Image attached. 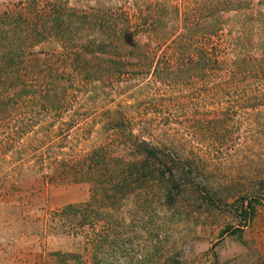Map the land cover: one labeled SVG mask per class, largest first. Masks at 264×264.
Wrapping results in <instances>:
<instances>
[{"label": "trees", "instance_id": "16d2710c", "mask_svg": "<svg viewBox=\"0 0 264 264\" xmlns=\"http://www.w3.org/2000/svg\"><path fill=\"white\" fill-rule=\"evenodd\" d=\"M0 6V167L7 168L0 206L6 213L22 208L10 201L20 193L18 183L39 173L51 184L89 185L87 200L58 208L45 221L86 238L89 227L117 226L122 204L137 195L158 191L173 206L186 193L211 190L207 166L200 167L199 155L171 134V124L183 125L170 116L179 98L253 99L252 122L264 132V88L258 87L264 83V0H167L151 3L154 14L145 17L100 8L95 13L67 0H8ZM139 80L159 94L136 103L142 111L132 114L127 105L90 113L97 101L93 92ZM72 91L76 97L85 93L73 114ZM47 118L53 124L45 127ZM229 124L232 119L213 126L221 131ZM95 133L102 134L99 141L75 149ZM192 135L193 143L215 144L214 152L227 156L226 137ZM253 211L250 202L245 221ZM102 234L98 230L96 240Z\"/></svg>", "mask_w": 264, "mask_h": 264}, {"label": "rangeland", "instance_id": "374dc122", "mask_svg": "<svg viewBox=\"0 0 264 264\" xmlns=\"http://www.w3.org/2000/svg\"><path fill=\"white\" fill-rule=\"evenodd\" d=\"M7 1L0 0V3ZM67 1L71 7L95 13L100 8L114 14L142 17L154 14L148 10L151 3H167V0ZM135 82L118 83L112 89L107 86L106 90L93 92L97 101L91 103L90 113L126 110L127 105H132L127 112L142 111L144 107L139 110L136 103L143 99L149 101L154 94H159L153 88L144 87L147 81ZM136 84L138 87L131 88ZM255 85L256 82H251V86ZM258 87L264 88V83ZM74 97L76 94L72 91V114L77 98L81 101L85 93ZM253 101L244 97H194L174 101L170 116L177 120L171 121H180L183 125L171 124V134L182 141L188 153L199 155V166H207L206 176L213 179V188L207 192L186 193L173 206L167 205L158 191L137 195L122 204L123 219L117 226L104 222L89 227L88 238L79 230L74 235L73 231L45 222L52 211L87 200L90 194L87 183L51 184L40 173L26 177L18 183V196L10 199L22 208L12 214L6 213L5 205L0 206V264H264V132L256 130L252 122L256 121L249 107ZM225 119H232L233 124L218 131L213 124ZM51 120L47 118L44 126L53 124ZM195 120H198L197 130L190 126ZM214 121L217 123H211ZM59 126L54 123L53 129ZM74 129L69 139L72 146L78 138ZM193 131H198L202 139L213 138L214 134L226 137L228 142L223 151L227 156L220 158L214 152L215 144L211 147L193 143ZM101 136L95 133L86 146L80 143L75 149L84 151ZM57 138L52 135L49 143L54 145ZM254 138L256 141L252 143ZM6 170L0 167V185ZM250 202L254 211L247 222L244 210ZM98 230L103 232V237L96 240Z\"/></svg>", "mask_w": 264, "mask_h": 264}]
</instances>
